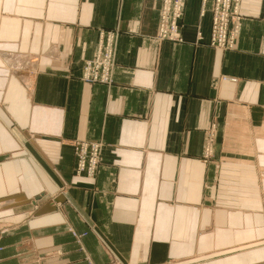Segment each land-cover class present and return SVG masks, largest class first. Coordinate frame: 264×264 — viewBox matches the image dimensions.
I'll return each mask as SVG.
<instances>
[{
	"label": "crops",
	"instance_id": "0c3cea01",
	"mask_svg": "<svg viewBox=\"0 0 264 264\" xmlns=\"http://www.w3.org/2000/svg\"><path fill=\"white\" fill-rule=\"evenodd\" d=\"M160 4L0 0V264H264V0L232 51L212 0L158 41ZM106 31L112 82L84 83ZM81 140L103 144L94 179Z\"/></svg>",
	"mask_w": 264,
	"mask_h": 264
},
{
	"label": "built area",
	"instance_id": "2783aa9c",
	"mask_svg": "<svg viewBox=\"0 0 264 264\" xmlns=\"http://www.w3.org/2000/svg\"><path fill=\"white\" fill-rule=\"evenodd\" d=\"M241 0H213L210 8L211 28L209 46L221 51H232L241 21ZM184 0H161L156 38L160 42H182L180 21L183 16ZM117 34L100 32L96 55L83 64L81 81L87 84L109 86L114 69V50ZM212 134L207 136L204 154L211 153ZM103 144L99 141H76L72 146L74 173L76 176L94 179L101 163ZM80 239L86 234L77 235Z\"/></svg>",
	"mask_w": 264,
	"mask_h": 264
},
{
	"label": "rangeland",
	"instance_id": "374dc122",
	"mask_svg": "<svg viewBox=\"0 0 264 264\" xmlns=\"http://www.w3.org/2000/svg\"><path fill=\"white\" fill-rule=\"evenodd\" d=\"M212 1H213V0H212ZM99 35H100V34H99ZM236 37H237V36H236ZM94 57H95V56H94ZM86 61H88V60H86ZM86 61H85V62H86ZM85 62H84V63H85ZM84 63H83V64H84ZM82 68H83V65H82ZM81 74H82V73H81ZM81 141H83V140H81ZM75 142H76V141H73V142H72L71 147L73 146V144H74ZM72 152H73V151H72Z\"/></svg>",
	"mask_w": 264,
	"mask_h": 264
}]
</instances>
